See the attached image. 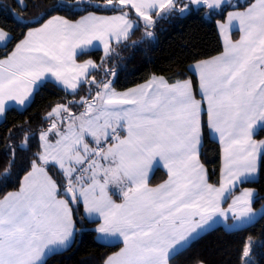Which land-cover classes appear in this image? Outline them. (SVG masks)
Returning a JSON list of instances; mask_svg holds the SVG:
<instances>
[{
	"label": "snow or ice",
	"instance_id": "6c2138e0",
	"mask_svg": "<svg viewBox=\"0 0 264 264\" xmlns=\"http://www.w3.org/2000/svg\"><path fill=\"white\" fill-rule=\"evenodd\" d=\"M82 2L51 8L74 11ZM15 4L22 11L27 7L24 0ZM103 6L119 14L89 12L75 22L51 16L30 28L0 58V117L9 101L25 105L49 76L73 94L86 83L91 97L69 102L83 106L79 115L65 104L47 113L51 123L39 134L30 170L18 191L0 198V264H47L49 257L65 251L80 231L76 216L81 204L82 219H99L94 231L102 239L122 240L123 247L103 264H172L200 232L217 222L216 217L228 220L231 214L233 227L264 216V204L258 211L253 208L256 199L264 200L255 189L232 195L238 185L253 181L264 163V139L253 138L264 129V0L228 12L227 24L218 22L223 53L195 65L200 100L193 95L191 81L169 83L163 76L117 92L112 80L88 78L98 67L92 60L78 64L74 57L78 49L83 52L99 41L104 46L103 63L113 51L110 42L126 41L138 26L130 19L132 10L144 21L145 36L152 37L148 30L156 23L152 13L166 19L201 6L222 10L229 0H104ZM234 21L241 33L235 42L227 35ZM12 39L0 26V47L6 48ZM109 72L116 75L109 69L104 75ZM205 102L209 134L218 136L222 146L219 186L208 182L200 161ZM28 135L25 132L21 146ZM160 163L168 178L150 187V172ZM11 164L10 160L4 169L5 178ZM55 169L60 180L50 174ZM110 186L119 190L122 202L112 198L116 193L110 195ZM230 196L225 209L221 205ZM252 246L249 237L242 264H250Z\"/></svg>",
	"mask_w": 264,
	"mask_h": 264
},
{
	"label": "trees",
	"instance_id": "16d2710c",
	"mask_svg": "<svg viewBox=\"0 0 264 264\" xmlns=\"http://www.w3.org/2000/svg\"><path fill=\"white\" fill-rule=\"evenodd\" d=\"M253 0H231L229 6L222 10H209L205 7L193 9L184 14L175 12L166 19L157 18L152 13L155 25L148 29L152 37L145 36V24L130 12V19L137 23L130 37L120 44H113V51L105 58V53L92 50L81 53L77 59H92L98 66L90 72L89 79L112 80L116 91H122L138 85L152 76H163L168 82L190 79L194 90L197 86L195 76L190 72L189 65L213 57L222 52V44L217 21H223L226 13L234 9H243ZM181 3V0L179 1ZM25 10L16 7L15 0H0V26L10 31L13 39L6 48H0V56L7 55L15 43L23 38L30 28L40 25L47 18L59 15L75 20L88 12L117 13L105 8L104 0H83L74 11L67 9L52 10L54 4L76 5V0H24ZM240 5L234 8L231 5ZM94 5H100L99 8ZM13 13L15 15H13ZM43 18L40 19V16ZM19 18V19H18ZM39 20V22H37ZM236 38V34L233 35ZM105 69L114 70L104 75ZM93 86L92 96L95 95ZM88 97V85L82 84L75 94L64 91L53 82L46 81L34 92L31 101L22 109L10 107L6 109L0 122V198L9 192L18 190L23 176L30 170V162L39 150V134L46 129L50 120L47 113L57 104L69 106L70 111L79 115L84 110L78 103L81 97ZM91 99V97H88ZM67 115V114H65ZM203 140L200 149V161L206 168L208 182L214 185L220 178V147L210 138L207 130L205 114H202ZM27 132L28 142L21 146ZM264 135V129L255 137ZM13 150L15 155L13 157ZM12 161L7 178L4 169ZM58 169L50 171L57 180ZM166 174L157 169L149 179L150 185H157L165 179ZM249 187L256 190L258 197H264V163L261 164L258 177L250 182L240 184L235 191ZM119 200V198H117ZM264 200L256 199L253 208H259ZM75 207V206H74ZM82 205L77 212V228L73 242L63 252L47 259V264H103L104 260L120 248V244H107L96 239L94 227L96 221H89L83 216ZM251 237L253 241L251 264H264V216L253 223L234 230L221 226L214 227L192 240L185 250L172 260V264H242L241 255L244 243Z\"/></svg>",
	"mask_w": 264,
	"mask_h": 264
},
{
	"label": "crops",
	"instance_id": "0c3cea01",
	"mask_svg": "<svg viewBox=\"0 0 264 264\" xmlns=\"http://www.w3.org/2000/svg\"><path fill=\"white\" fill-rule=\"evenodd\" d=\"M180 0H178V3H180L179 2ZM231 0H229V2H230ZM182 2H186V0H181V3ZM252 2H254V0L252 1ZM251 2V3H252ZM201 7H203V6H201ZM206 8V7H205ZM245 8H247V6L245 7ZM245 8H243V9H234V10H230V11H243ZM207 9V8H206ZM215 11V10H214ZM229 11V12H230ZM89 13V12H88ZM88 13H86V14H84V15H82V16H86V15H88ZM95 15H97V16H111V15H117V14H119L118 12L117 13H108V14H106V13H97V12H93ZM227 14H228V12L226 13V16H225V18H224V20L223 21H217L216 22V28H217V30H218V34H219V36H220V40H221V44H222V52L221 53H219V54H217V55H215V56H213V57H210V58H207V59H204V60H200V61H206V60H211L212 58H214V57H216V56H219L220 54H222L223 53V51H224V37L221 35V32H220V28H219V26H218V22L219 23H223V24H227ZM81 16V17H82ZM81 17H79V18H77V19H75V20H71V21H73V22H75V21H77V20H79ZM50 18V17H49ZM49 18H47V19H49ZM46 19V20H47ZM45 20V21H46ZM45 21H43L42 23H44ZM41 23V24H42ZM144 23V22H143ZM40 25H38V26H36V27H39ZM34 28V27H33ZM29 30V29H28ZM27 30V31H28ZM27 31H26V33H27ZM131 32H132V30H131ZM25 33V34H26ZM234 34H236V38L234 39L233 38V35ZM227 35H228V37L233 41V42H235V41H237V40H239L240 39V35H241V33H240V30H239V23H238V21H234L233 22V24H232V26H230L229 28H228V30H227ZM23 39V38H22ZM113 44H116V41L115 40H112L111 42H110V47L113 45ZM15 46V45H14ZM0 48H3V47H0ZM14 48V47H13ZM12 48V49H13ZM92 50H100V51H102L103 53H105L104 52V46H103V44H101L99 41H93V45H91V46H89L88 47V49H86V50H84L83 52H81L79 49L77 50V55L74 57V59L76 60V63H83L84 61H86V60H92V59H85V60H82V61H80V60H78L77 59V56L79 55V54H81V53H84V52H88V51H92ZM6 56V55H5ZM4 56H0V58H3ZM95 64H96V62L94 61V60H92ZM200 61H197V62H194V63H192V64H190L189 65V70H190V72L195 76V78H196V81H197V86H196V89L194 90V88H193V85H192V92H193V95L195 96V98L197 99V100H200L202 97H201V89H200V80H199V75H198V73L196 72V70H195V65L198 63V62H200ZM94 69H91L90 70V72L91 71H93ZM153 77V76H152ZM152 77H150L148 80H146V81H144V82H142V83H140V84H138V85H135V86H133V87H130V88H128V89H125V90H122V91H117V92H125V91H127V90H129V89H132V88H136L137 86H139V85H142V84H145V83H147ZM157 77H159V76H157ZM183 80H189V81H191L190 79H188V78H186V79H182V80H180V81H183ZM47 81H50V82H53V83H55L56 85H58L60 88H62L64 91H66V92H69V93H72V91L71 90H66L65 88H64V86L62 85V84H58L57 82H55V79L54 78H52V77H48L47 78ZM176 81H174V82H169V83H175ZM191 84H192V81H191ZM36 91V90H35ZM34 91V92H35ZM34 94V93H33ZM33 94H32V96L30 97V99L25 103V105H23V106H21V105H17L16 104V102L15 101H9L8 102V108H10V107H15V108H18V109H22V108H24L30 101H31V99H32V97H33ZM7 108V109H8ZM202 108H203V111H202V114L204 113L205 114V117H206V121H207V119H208V117H207V104H206V102L205 103H203L202 104ZM3 117H4V115L2 116V117H0V122L2 121V119H3ZM201 118H202V116H201ZM58 123H59V121H57ZM51 123V122H50ZM48 128V127H47ZM46 128V129H47ZM207 130H208V128H207ZM208 134H209V131H208ZM209 136H210V138H212L214 141H216L217 143H218V145H219V147H220V175H221V169H222V166H223V162H222V146H221V144H220V142H219V138H218V136H214V135H210L209 134ZM254 139H257V140H259V139H264V135L262 136V137H259V138H257V137H255V135H254V137H253ZM87 140H88V142L90 143V146H94V144L91 142V140H92V138L89 136V137H87ZM202 140H203V137H202ZM205 168V167H204ZM157 169H159V170H162L165 174H166V176H165V179L163 180V181H161L159 184H161V183H163L168 177H167V169H165L164 167H163V164L162 163H160L159 164V166H157V167H155L151 172H150V175H149V179H150V177L152 176V174L157 170ZM205 171H206V168H205ZM207 173V172H206ZM24 177V176H23ZM258 177V174H257V176L255 177V179ZM23 179V178H22ZM254 179V180H255ZM219 181H220V178H219ZM149 182V181H148ZM159 184H157V185H159ZM157 185H150L149 184V186L150 187H155V186H157ZM216 186H219V183L216 185ZM239 187V185L236 187V188H238ZM245 188H249V187H244V188H241V189H239L238 191H235L234 190V192H233V196H235V195H239L242 191H243V189H245ZM15 191H17V190H15ZM14 191V192H15ZM113 192H115L116 194L115 195H112V193ZM110 195H112V198L117 202V203H120V202H122V197L119 195V190L117 189V188H115V186H110ZM117 198H119V200L117 199ZM231 200H232V196H230L229 198H228V200L226 201V202H224V203H222V207L223 208H227L228 207V204L229 203H231ZM82 205V204H81ZM261 208V206L259 207V208H256V209H254V210H259ZM82 209H83V206H82ZM260 217V215H258L253 221H251L250 223H245V224H239V223H236L233 227H229V225H233V220H232V218H231V214H229V219L228 220H225L223 217H216L215 219H216V223H214V224H212L211 225V227H209V228H207L205 231H203V232H200V234L199 235H201V234H203L204 232H206V231H208V230H210V229H212V228H214V227H217V226H221V227H223L224 229H227V230H234V229H238V228H241V227H244V226H247V225H249V224H251V223H253L254 221H256L258 218ZM96 221V225H95V227H94V229L97 227V225L100 223V221H99V219H96L95 220ZM198 235V236H199ZM95 236H96V238L100 241V242H103V243H107V244H120L121 246H120V248L121 247H123V243H122V240L119 238V237H116V238H107V239H102L101 238V234H98V233H96L95 232ZM197 236V237H198ZM74 239V238H73ZM194 240V239H193ZM72 242H73V240H72ZM120 248L116 251V252H118L119 250H120ZM116 252H114V253H116ZM114 253H112L111 255H113ZM110 256V255H109Z\"/></svg>",
	"mask_w": 264,
	"mask_h": 264
},
{
	"label": "rangeland",
	"instance_id": "374dc122",
	"mask_svg": "<svg viewBox=\"0 0 264 264\" xmlns=\"http://www.w3.org/2000/svg\"><path fill=\"white\" fill-rule=\"evenodd\" d=\"M142 22H144L143 20H142ZM91 142H92V140H91ZM18 191V190H17ZM14 192V191H13ZM97 239V238H96ZM98 240V239H97ZM99 241V240H98ZM250 264H251V257H250Z\"/></svg>",
	"mask_w": 264,
	"mask_h": 264
}]
</instances>
